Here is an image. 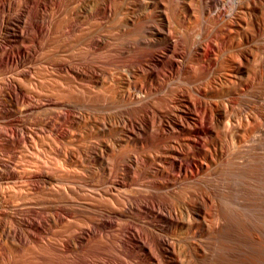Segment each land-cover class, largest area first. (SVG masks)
<instances>
[{"label":"bare ground","instance_id":"bare-ground-1","mask_svg":"<svg viewBox=\"0 0 264 264\" xmlns=\"http://www.w3.org/2000/svg\"><path fill=\"white\" fill-rule=\"evenodd\" d=\"M15 1L0 264H264V0Z\"/></svg>","mask_w":264,"mask_h":264},{"label":"rangeland","instance_id":"rangeland-1","mask_svg":"<svg viewBox=\"0 0 264 264\" xmlns=\"http://www.w3.org/2000/svg\"><path fill=\"white\" fill-rule=\"evenodd\" d=\"M15 1V0H14ZM18 1V2H17ZM17 1H15V3H17L18 5L19 4H23L24 3V0H17ZM35 7H33L32 9L33 10H31L32 11V13L34 14V13H36V8L34 9ZM47 9H48V12L50 11H52V10H50L51 9V7H50V5L47 3ZM53 16H55V20H61V18H62V16L61 15H59V14H55V15H53ZM87 26H89L90 27V29H91V32H95V33H116L115 31H114V28L111 26L110 28L109 27H105L104 26V24H100V25H97L96 23H94V22H92V21H89L88 22V24H87ZM107 28H109V29H107ZM199 28V27H198ZM196 27L194 28V32H196ZM197 31H198V29H197ZM34 33H35V31H33ZM29 46V45H28ZM27 46V47H28ZM2 120V121H1ZM0 124L2 125L3 124V119L2 118H0ZM39 144H41V143H39ZM38 144V146L40 147V145ZM5 149V150H4ZM48 149V148H47ZM39 150H40V148H39ZM45 152V158H44V161L46 162L47 161V164H48V166H50V168L51 169H57L58 170V174H60V171H61V174L60 175H63V173H65V172H63V170L65 171V169L64 168H62L61 166L63 165V163H61V159H60V157H58L56 154L54 155V153H52L49 149L48 150H41V152ZM47 152V153H46ZM48 152H50V153H48ZM0 154H1V156H2V158H4V160L5 161H10V162H16V160H14L13 159V156L11 155V153L9 154V151L6 149V148H2L1 149V147H0ZM49 154V155H48ZM53 155V156H52ZM12 156V157H11ZM22 156V157H21ZM20 156V160H21V162H22V159H24L25 160V158H24V156L23 155H21ZM47 158V159H46ZM51 158H53V160L54 161H52V159ZM23 160V161H24ZM57 160H59V161H57ZM51 161V162H50ZM56 161V162H55ZM49 162V163H48ZM54 163V166H53V163ZM57 162H58V164H57ZM55 165H57V166H55ZM52 167H56V168H52ZM63 169V170H62ZM56 170V171H57ZM60 170V171H59Z\"/></svg>","mask_w":264,"mask_h":264}]
</instances>
